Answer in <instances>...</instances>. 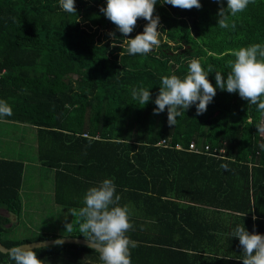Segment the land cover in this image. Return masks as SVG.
<instances>
[{"label": "trees", "instance_id": "1", "mask_svg": "<svg viewBox=\"0 0 264 264\" xmlns=\"http://www.w3.org/2000/svg\"><path fill=\"white\" fill-rule=\"evenodd\" d=\"M200 3V9H180L157 0L153 16L160 18V45L141 56L129 55L123 42L142 33L148 21L138 18L133 32L123 36L100 11L107 0H75L76 14L63 11L59 0H0V67L5 70L0 101L13 113L0 120L37 128L39 160L55 170L58 204L75 207L79 204L64 192L74 190L80 197L110 178L121 206L186 201L230 213L250 234L264 235V133L257 129L264 117L257 105L238 92L222 91L215 81L216 72L226 79L231 71L233 50L264 45V0L229 16L227 29L218 26L217 15L227 0ZM193 59L209 73L216 95L204 114L197 115L192 105L170 127L167 108L153 113L161 78L183 79ZM141 86L150 91L145 105L131 95ZM45 96L51 97L47 103ZM161 141L166 146L157 145ZM190 143L224 148L225 155L189 152ZM23 171L22 163L0 159V208L16 216L23 208ZM8 224L0 215V243L6 248L49 240L46 234L10 238ZM63 246L33 251L42 257ZM68 246L99 256L83 245ZM130 251L136 264L138 253ZM0 264L15 262L0 253Z\"/></svg>", "mask_w": 264, "mask_h": 264}, {"label": "clouds", "instance_id": "2", "mask_svg": "<svg viewBox=\"0 0 264 264\" xmlns=\"http://www.w3.org/2000/svg\"><path fill=\"white\" fill-rule=\"evenodd\" d=\"M220 2L221 0H217V3ZM59 3L63 11L76 14L75 0H59ZM156 3L157 0H107V6L100 8L125 37L133 32L138 18L148 21L142 33L123 42L127 45L129 55L143 56L159 47L160 18L153 16ZM161 3L180 9L202 7L200 0H161ZM249 3H255V0H227V7L221 5L219 8L218 26L229 28V16L235 17L242 13ZM231 27L234 28L235 24ZM109 35L115 39L114 32ZM232 55L235 59L229 61L231 71L227 73L226 79L220 72L215 73L216 87L228 93L238 92L249 105H257V110L264 117V45L241 47L233 50ZM188 68V74L183 79L176 75L163 76L159 93L154 100L157 107L153 109V113L158 115L167 108V123L170 127L192 105L196 106L197 115L204 114L216 95V87L207 79L209 73L199 60H191ZM131 95L142 105L147 104L151 98L149 89L142 86L133 88ZM12 114L7 102L0 101V117ZM257 129L264 133V119L257 125ZM261 147L264 148V145ZM120 199L113 179L106 178L98 186L87 190L83 207L70 210L79 232L89 241V246L99 253L102 264H132L130 249L138 247V242L127 235L133 225L129 220L130 211L127 206L119 204ZM65 229L71 232L72 223H66ZM232 237H238L242 247V264H264V235L255 232L250 234L244 226H237ZM56 243L62 242L57 240ZM32 248L28 244L14 246L7 249L5 254L15 264H44Z\"/></svg>", "mask_w": 264, "mask_h": 264}, {"label": "crops", "instance_id": "3", "mask_svg": "<svg viewBox=\"0 0 264 264\" xmlns=\"http://www.w3.org/2000/svg\"><path fill=\"white\" fill-rule=\"evenodd\" d=\"M45 97L47 103L48 98L51 97ZM50 111L51 108L46 105L43 116L48 118L51 115ZM10 137H15L16 140L12 141ZM37 147L36 127L0 120V159L22 163L23 181L27 173L31 175L36 171L29 169V166L38 167L40 175L51 179L45 190L39 191V196L46 198V202L48 199V203L37 201L30 207L31 211H38L37 215L40 212L46 217L47 214L50 215L48 222L43 219L44 217L42 218L46 226L41 225V231L37 229V232H33L30 229L31 232L27 233L15 227L18 220H21V214L16 216L0 208V215L9 219V224L6 225L7 236L13 239H30L46 234L49 235V240L76 238L87 240L79 232L75 218L70 215L71 209L78 210L84 206L87 190L81 191L80 197L74 190L63 193L65 198H71L79 204L75 207L58 204L55 198V170L41 164ZM22 185L20 193L23 189ZM125 206L130 211L129 220L133 225V229L129 230L127 235L131 240L138 242V247L135 248L138 253L136 264H242V247L238 237H232L231 233L237 226L245 224L230 213L172 199ZM23 210L25 215L27 203L23 206ZM50 219H53V222ZM66 223H72L71 232L66 231ZM71 244L60 243L59 245L65 246L53 254L37 258L44 261V264H102L97 254L68 246Z\"/></svg>", "mask_w": 264, "mask_h": 264}, {"label": "rangeland", "instance_id": "4", "mask_svg": "<svg viewBox=\"0 0 264 264\" xmlns=\"http://www.w3.org/2000/svg\"><path fill=\"white\" fill-rule=\"evenodd\" d=\"M10 140L15 141L16 138L10 137ZM29 169H34V170L36 169V171H33L34 173H32L31 175L28 173L25 175L23 181L24 184L22 185L23 189L22 192L20 193L23 206L25 205V203H27V210L25 211V215H24V210L22 211L21 220L19 219L18 223L15 224V227H19V229H22V231H27V233L31 232V230L33 232H37V229L38 231H41L40 230L41 225L46 226L42 218L44 217L43 219L48 222L49 221L48 217H50L49 214H47L48 217H46L42 212H40L39 215H37L38 211H34V210L31 211L32 208L30 207L34 202L35 205L37 201L48 203V199L46 202L45 200L46 198L44 197L41 198L39 196V191L45 190L47 184L51 183V179L46 176L40 175L41 173L39 172L38 167L33 168V166H29ZM50 220L51 222H53V219Z\"/></svg>", "mask_w": 264, "mask_h": 264}, {"label": "built area", "instance_id": "5", "mask_svg": "<svg viewBox=\"0 0 264 264\" xmlns=\"http://www.w3.org/2000/svg\"><path fill=\"white\" fill-rule=\"evenodd\" d=\"M4 73H5V70L0 67V81H1ZM0 86H1V83H0ZM157 145L166 146V143H165V141H161ZM175 149L176 150H183V148L180 145H176ZM185 150L192 152V153L208 154V155L216 157V158H223L225 155L224 148H211L209 145H205V146L199 148L194 143H190L188 145V148H186Z\"/></svg>", "mask_w": 264, "mask_h": 264}, {"label": "water", "instance_id": "6", "mask_svg": "<svg viewBox=\"0 0 264 264\" xmlns=\"http://www.w3.org/2000/svg\"><path fill=\"white\" fill-rule=\"evenodd\" d=\"M57 240H46V241H42V242H33V243H26L28 245H32L33 249H38V248H44V247H48V246H52V245H55L57 244L56 243ZM60 241L62 243H72V244H77V245H83V246H86V247H89V241L87 240H81V239H65V240H61ZM24 244L22 245H19V246H23ZM7 249H10V248H6L5 246H3L1 243H0V253L2 254H5L6 250Z\"/></svg>", "mask_w": 264, "mask_h": 264}]
</instances>
